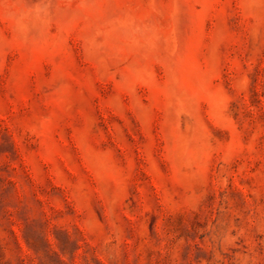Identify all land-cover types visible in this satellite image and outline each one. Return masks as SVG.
Returning <instances> with one entry per match:
<instances>
[{"label":"rangeland","instance_id":"obj_1","mask_svg":"<svg viewBox=\"0 0 264 264\" xmlns=\"http://www.w3.org/2000/svg\"><path fill=\"white\" fill-rule=\"evenodd\" d=\"M0 264H264V0H0Z\"/></svg>","mask_w":264,"mask_h":264}]
</instances>
